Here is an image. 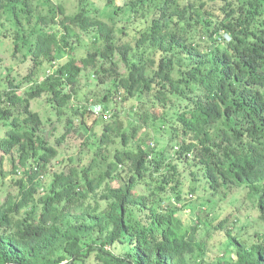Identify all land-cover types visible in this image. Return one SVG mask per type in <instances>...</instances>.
Masks as SVG:
<instances>
[{
	"label": "trees",
	"instance_id": "1",
	"mask_svg": "<svg viewBox=\"0 0 264 264\" xmlns=\"http://www.w3.org/2000/svg\"><path fill=\"white\" fill-rule=\"evenodd\" d=\"M80 1L0 0L30 61L0 79V264H264V0ZM75 125L91 139L53 169ZM197 186L244 191L263 231L233 232L242 205L191 222Z\"/></svg>",
	"mask_w": 264,
	"mask_h": 264
},
{
	"label": "rangeland",
	"instance_id": "2",
	"mask_svg": "<svg viewBox=\"0 0 264 264\" xmlns=\"http://www.w3.org/2000/svg\"><path fill=\"white\" fill-rule=\"evenodd\" d=\"M36 4L42 3V7L46 9V6L44 5L43 0H33ZM46 1V0H44ZM52 3H64L68 13H72L77 10L79 5V0H50ZM89 5H96L100 6L101 12H103L104 15H107L111 10L114 9V6H111L108 8L103 9V2L100 0H85ZM94 1V2H92ZM118 3H121V0H118ZM117 3V4H118ZM82 0L80 1V5H82ZM24 52V51H23ZM23 52H13L12 45L10 41L7 38H1L0 39V79L4 77L9 71H11V77L15 76L19 79L22 78L27 72V68L30 64L29 59H24ZM84 52V51H83ZM51 68L47 65H43V67L39 71V76L42 78L47 72H49ZM90 75V70H86L83 72L81 76V82L80 85L82 87L85 86L86 81H88V76ZM88 79V80H87ZM108 84L104 86H100L99 88L107 87ZM86 87V86H85ZM85 89V88H83ZM99 91V90H98ZM40 100V99H39ZM36 101H32V108L37 110L39 114L41 115V118L45 121L48 116L52 118H56V115L54 111L49 107L48 105H39ZM76 104V102H73ZM40 106V107H39ZM121 109L124 113L126 111V108H128L126 102L121 101L117 99V101L113 100L111 104H109V113L114 111L113 109ZM47 121V120H46ZM99 126V125H98ZM55 127V129L53 128ZM72 130L67 138H65L64 142L59 146V155L57 158H55L52 162L53 169L59 168L62 163L61 160L63 158H66L68 155H77V152L83 148V144L86 141H90L91 139V132L88 131L86 134L83 132V129L81 128H75ZM94 128L97 129V125H93ZM9 128V121L6 120L4 124L0 123V138L5 134L6 130ZM45 130L50 131L49 136L58 135L60 134L62 130V125L56 123L55 121L53 123H47L45 125ZM54 136V137H55ZM55 140V138H52V142ZM152 144V143H151ZM150 144V145H151ZM152 146V145H151ZM194 197V200H192L189 204L186 203V206L184 208V212L188 213L189 211L192 212L189 217L191 219V222H194L198 215L200 214L196 209H192L193 207L198 208L206 206L209 208V212H212V214L209 216L210 219H216L220 213L221 217H224L229 210L230 207H239L242 205V208L239 210L240 218L238 221L234 222L233 226V232L235 234H240V232L245 231L249 235L257 232H262V226L260 222L257 220L256 216H251L253 213L250 214V210L248 208L249 202L251 203V199H248L246 196V193L244 191H240L239 189L231 190L230 192L220 191L216 194H210L209 192H206V190H203L202 188H199V186L196 187V192ZM252 198L255 195H250ZM247 200L249 202H245L244 200ZM248 203V204H247ZM203 205V206H201ZM189 208V211L187 209ZM228 209V210H227ZM235 216H231L230 219H235ZM250 216V217H247ZM237 217V216H236ZM234 221V220H233ZM231 223V221H230ZM242 226H244L243 230H241ZM241 230V231H239ZM241 232V233H242ZM218 235V234H216ZM216 235L213 238H209L208 244L205 248V257L207 260L212 261L213 263H216V260L221 255V251H223V247H221L220 243L218 242V238Z\"/></svg>",
	"mask_w": 264,
	"mask_h": 264
},
{
	"label": "built area",
	"instance_id": "3",
	"mask_svg": "<svg viewBox=\"0 0 264 264\" xmlns=\"http://www.w3.org/2000/svg\"><path fill=\"white\" fill-rule=\"evenodd\" d=\"M107 116H109L108 113H107Z\"/></svg>",
	"mask_w": 264,
	"mask_h": 264
}]
</instances>
